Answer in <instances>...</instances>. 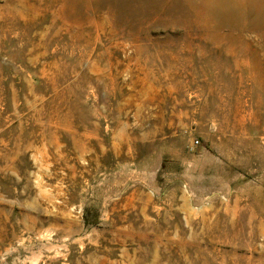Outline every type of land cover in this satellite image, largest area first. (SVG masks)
<instances>
[{"label": "rangeland", "instance_id": "rangeland-1", "mask_svg": "<svg viewBox=\"0 0 264 264\" xmlns=\"http://www.w3.org/2000/svg\"><path fill=\"white\" fill-rule=\"evenodd\" d=\"M0 264H264V0H0Z\"/></svg>", "mask_w": 264, "mask_h": 264}]
</instances>
